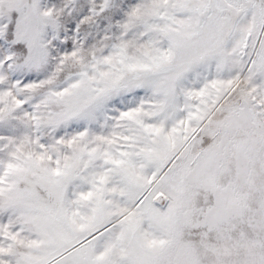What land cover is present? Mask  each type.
I'll list each match as a JSON object with an SVG mask.
<instances>
[{
    "label": "snow or ice",
    "instance_id": "6c2138e0",
    "mask_svg": "<svg viewBox=\"0 0 264 264\" xmlns=\"http://www.w3.org/2000/svg\"><path fill=\"white\" fill-rule=\"evenodd\" d=\"M0 264H264V0H0Z\"/></svg>",
    "mask_w": 264,
    "mask_h": 264
}]
</instances>
